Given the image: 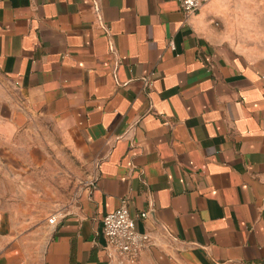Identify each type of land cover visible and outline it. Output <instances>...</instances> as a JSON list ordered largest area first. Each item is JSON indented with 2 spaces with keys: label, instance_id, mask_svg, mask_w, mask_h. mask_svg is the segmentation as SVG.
I'll list each match as a JSON object with an SVG mask.
<instances>
[{
  "label": "crops",
  "instance_id": "crops-1",
  "mask_svg": "<svg viewBox=\"0 0 264 264\" xmlns=\"http://www.w3.org/2000/svg\"><path fill=\"white\" fill-rule=\"evenodd\" d=\"M40 119L90 181L37 264H117L122 199L147 212L134 264H264V0H0V264H27Z\"/></svg>",
  "mask_w": 264,
  "mask_h": 264
},
{
  "label": "rangeland",
  "instance_id": "rangeland-1",
  "mask_svg": "<svg viewBox=\"0 0 264 264\" xmlns=\"http://www.w3.org/2000/svg\"><path fill=\"white\" fill-rule=\"evenodd\" d=\"M62 132L60 126L48 119L36 121V134L41 136V159L47 163L36 168V205L32 207L36 218L27 222L31 225L26 227L29 230L26 229L24 239L19 243V249L22 248L28 258L27 264H37L45 239L43 223L72 203L90 181V168L86 159L78 155L75 138L70 147L60 137Z\"/></svg>",
  "mask_w": 264,
  "mask_h": 264
},
{
  "label": "built area",
  "instance_id": "built-area-1",
  "mask_svg": "<svg viewBox=\"0 0 264 264\" xmlns=\"http://www.w3.org/2000/svg\"><path fill=\"white\" fill-rule=\"evenodd\" d=\"M184 13H194L200 10L208 0H178ZM170 46L173 47L172 43ZM143 211L137 215L129 211L127 200L122 199L117 208L107 212L102 217L101 234L104 238V249L110 262L117 264H134L141 252L149 244V236L140 231L138 218L146 217ZM49 223L55 222V216L48 218Z\"/></svg>",
  "mask_w": 264,
  "mask_h": 264
}]
</instances>
